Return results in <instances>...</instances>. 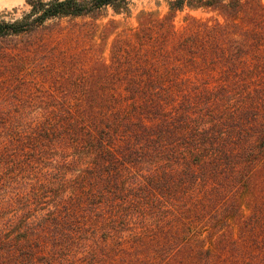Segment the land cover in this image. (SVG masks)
Masks as SVG:
<instances>
[{"label": "trees", "instance_id": "trees-1", "mask_svg": "<svg viewBox=\"0 0 264 264\" xmlns=\"http://www.w3.org/2000/svg\"><path fill=\"white\" fill-rule=\"evenodd\" d=\"M27 5L0 16V264H264V0L120 33L130 0Z\"/></svg>", "mask_w": 264, "mask_h": 264}, {"label": "rangeland", "instance_id": "rangeland-1", "mask_svg": "<svg viewBox=\"0 0 264 264\" xmlns=\"http://www.w3.org/2000/svg\"><path fill=\"white\" fill-rule=\"evenodd\" d=\"M170 0H130V12L129 14L117 15L112 9H108L104 12L103 17L99 20L98 24L101 29L107 25L110 21L117 23V33L123 30L134 29L138 25V18L143 12H152L156 16L163 17L168 13V2ZM27 0H0V16L7 20L18 19L23 13L28 11ZM192 15L198 18H211L213 15L205 13L203 11H190L186 10L179 13L175 19V25L179 28L184 23L186 15ZM115 37V34L111 35L105 42L104 57L107 59L110 53L111 43ZM99 40L98 42H100Z\"/></svg>", "mask_w": 264, "mask_h": 264}]
</instances>
